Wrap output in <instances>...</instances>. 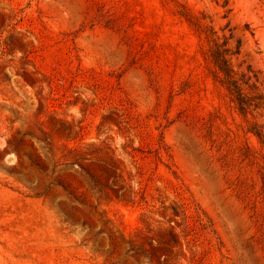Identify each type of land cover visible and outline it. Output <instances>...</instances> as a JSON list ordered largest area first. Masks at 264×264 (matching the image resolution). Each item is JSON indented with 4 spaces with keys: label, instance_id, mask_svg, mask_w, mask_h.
<instances>
[{
    "label": "rangeland",
    "instance_id": "rangeland-1",
    "mask_svg": "<svg viewBox=\"0 0 264 264\" xmlns=\"http://www.w3.org/2000/svg\"><path fill=\"white\" fill-rule=\"evenodd\" d=\"M214 38L264 93V0H0V264H264V105Z\"/></svg>",
    "mask_w": 264,
    "mask_h": 264
},
{
    "label": "trees",
    "instance_id": "trees-1",
    "mask_svg": "<svg viewBox=\"0 0 264 264\" xmlns=\"http://www.w3.org/2000/svg\"><path fill=\"white\" fill-rule=\"evenodd\" d=\"M240 52V42L234 48L228 45V39L226 42H220L214 38L209 49V57L215 66L214 78L229 91L234 101L239 104L240 110L247 113L253 106L264 105V93H251L258 87L259 76L250 65L247 70L235 68L232 57ZM253 131L264 143V132L258 129Z\"/></svg>",
    "mask_w": 264,
    "mask_h": 264
}]
</instances>
